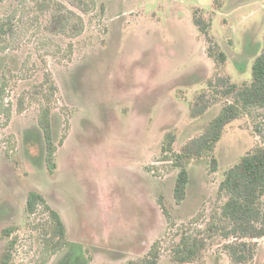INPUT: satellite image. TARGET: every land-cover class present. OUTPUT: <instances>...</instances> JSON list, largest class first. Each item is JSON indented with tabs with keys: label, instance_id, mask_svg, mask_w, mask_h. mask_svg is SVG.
<instances>
[{
	"label": "rangeland",
	"instance_id": "obj_1",
	"mask_svg": "<svg viewBox=\"0 0 264 264\" xmlns=\"http://www.w3.org/2000/svg\"><path fill=\"white\" fill-rule=\"evenodd\" d=\"M195 11L227 57L219 73L249 81L264 0H0V25L10 27L0 40V257L11 227L13 264H151L153 248L157 264H169L182 239L202 245L195 264H232L212 228L224 200L218 187L258 143L254 125L264 117L243 113L227 125L215 170L209 156L191 162L180 204L178 169L161 153L166 134L180 153L220 110L192 115L218 72ZM30 191L66 229L53 254L41 232L48 215L38 207L25 218ZM251 243L250 264H264V238Z\"/></svg>",
	"mask_w": 264,
	"mask_h": 264
},
{
	"label": "trees",
	"instance_id": "obj_2",
	"mask_svg": "<svg viewBox=\"0 0 264 264\" xmlns=\"http://www.w3.org/2000/svg\"><path fill=\"white\" fill-rule=\"evenodd\" d=\"M193 22L197 29L205 36L207 56L215 63L217 71L222 69L227 61L226 55L220 50L218 42L209 35L210 24L203 23L198 12L193 13ZM8 23L0 25V40L6 34ZM251 78L249 81H234L229 75L215 72L214 76L206 81V87L195 97L192 109L194 117L200 116L212 106L219 105L218 114L203 125L197 137L191 139L180 153H174L175 136L172 133L165 135L162 155L172 154L174 166L178 169L175 180L173 197L180 204L186 195L189 180V165L192 161H200L208 156L213 170L216 169V159L213 156L216 144L220 141L225 128L234 120L243 116V113L256 117H264V35L262 49L251 62ZM49 78L44 79L48 83ZM3 81L2 85L3 86ZM42 84L33 94L40 93ZM51 91L56 87L50 84ZM2 89L0 90V92ZM49 110L44 109L41 114L44 127L49 125ZM254 132L258 136V143L246 152L229 169L224 171L223 179L219 184L218 192L224 197L221 205L218 223L212 228L223 240L227 241L223 249L232 264H250L255 256V240L264 238V125H254ZM161 155V156H162ZM38 207L48 215V221L43 225L42 233H48L52 254L60 248V243L66 244V229L58 214L46 203L38 192L30 191L26 196L25 218L29 219ZM168 217V212L163 209ZM48 225L53 227L50 233L46 230ZM49 226V227H50ZM16 228L2 231L4 239L3 252L0 264H13L16 238L11 237ZM54 239L60 243H52ZM63 246V245H62ZM202 245L200 243L186 242L173 245L169 264H195L200 257ZM152 258L151 264H157L158 253L154 248L147 258ZM48 258H44L46 261ZM46 262H43L45 264ZM198 263V262H197ZM129 264H133L132 262Z\"/></svg>",
	"mask_w": 264,
	"mask_h": 264
}]
</instances>
